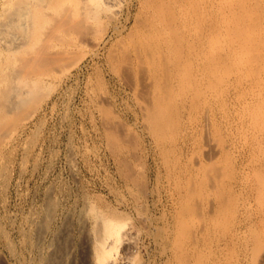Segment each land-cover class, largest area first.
I'll return each instance as SVG.
<instances>
[{
  "label": "bare ground",
  "instance_id": "obj_1",
  "mask_svg": "<svg viewBox=\"0 0 264 264\" xmlns=\"http://www.w3.org/2000/svg\"><path fill=\"white\" fill-rule=\"evenodd\" d=\"M127 1L0 0V123L7 120L11 111L42 100L39 97L44 86L42 74L47 72L45 70L49 69L53 60L51 56L46 55L47 60L42 56L45 57L44 54L48 53L52 54L53 58L59 56L52 50L46 53L44 46L49 50L46 39L56 38L62 32L68 34L87 32L91 29L94 31L93 26L97 27V23L105 16H114L119 11L118 7ZM130 1L132 3V0ZM140 2L142 8L139 9H142V12L139 13L141 10L138 12L137 8V12L141 14L139 32L135 36L137 32L134 31L133 35L130 30L132 35L130 33L128 35L131 41L127 37L129 40L127 39L125 48H128L129 53H131L129 48H132L135 53L130 66L135 69L137 67L135 70L137 74L144 67L143 71L148 73V76L144 73L142 75L148 77L149 84L150 81L153 84L152 100L155 99L153 101L156 105L152 104L151 116L147 115V119L150 116V132L153 131L152 135H157L156 139L159 137V141L171 142L167 135L172 134L175 137L182 130L180 127L184 125L185 119L181 116H188L186 118L195 120L193 121L195 123L207 120L208 131L205 132L207 135L201 133V137L205 136V139L202 138L204 143L201 144V152L196 151L198 153L195 154L198 155L192 159V165L184 164L189 166L185 167L186 170L179 169L178 162L181 160L175 161L176 163L169 161L174 171L168 173L170 170L168 169L165 178L169 180L167 182L171 184L170 186L173 185L170 198L177 203V207L175 206L177 209L175 213L172 212L171 217L167 214L158 216L147 206L146 179H140L136 175L127 159L126 162L123 161L125 164L122 159L120 162L128 166L124 167L127 170L122 169L121 174L132 187L131 190L128 189L130 197L117 194L116 203L110 204V201L107 204L109 201L107 200L105 206L96 205L99 202L95 201V204L86 197L76 211V220H72V209L69 207L67 214H64L63 222L60 225L57 223L58 226L53 229V233L51 232L53 234L51 239L44 244V235L51 226L55 213L54 203L52 205L48 200L47 205L43 206L45 217L41 220L39 217V222L36 221L37 228L35 227L32 242L40 257L38 264L54 261L57 264L71 263L68 262L71 258L67 255L71 247L68 245L74 242L71 240L73 235L70 232L75 221L79 237L82 238L85 247L86 257L84 254L82 257H85L87 264H150L148 261L141 262V258L138 259L139 263L134 262V256L138 254L136 253L138 243L143 234L157 243L167 261L173 260L175 264H223L224 260L226 262V258H223L226 253L224 248L231 240L228 233L232 225L226 224L230 221L231 223L239 221H237L239 210H245V214L251 209L254 210L252 216L245 215L242 222L250 223L247 224L248 228H255L258 225L261 231L264 229V0H140ZM134 16L139 15L136 13ZM132 36L137 40H132ZM90 37V35L87 37V41L92 42L93 37ZM84 39L86 41V38ZM45 41L47 45L43 44ZM51 41L52 39L49 40ZM120 44L124 46V43L120 42L116 45ZM126 44L132 47H126ZM136 46L139 47L138 51ZM119 48L123 54L122 47ZM121 56L119 58L117 56L116 60H125V57ZM49 57L51 59L48 60ZM128 57L125 61L129 63L132 58L131 55ZM112 58L111 61L114 63ZM58 59L54 60L57 62ZM49 61L50 63H47L49 67L42 69L41 67ZM123 62L122 65L129 67L130 63L126 65ZM116 67L120 68L121 64L113 68ZM127 67L126 69H129ZM132 70L129 71L133 75ZM49 71L50 75L53 74L51 69ZM180 117L184 119L181 126ZM186 127L182 126L184 130H188ZM187 132L190 133L189 131L184 133ZM197 136L194 137L195 140ZM109 140L111 141V138ZM118 140L116 144L120 143ZM121 145L118 144L119 147ZM114 149L118 150L115 147ZM210 152L215 154V158L218 156V160L215 159L217 161L211 160L214 163L203 157ZM244 164L250 166V171L242 168ZM142 167L145 168L142 165L141 169ZM141 172L138 174H143ZM132 210H136V217L133 216ZM2 229L1 231H6ZM235 230L232 232H236ZM233 235L236 237L237 232ZM257 235L251 241L245 240L246 242L240 243L244 245L245 250L251 246L249 248L253 254L252 258L259 256L263 262L264 230L262 234ZM7 244L11 246L14 242ZM50 246L52 249H48ZM14 251L11 249V252ZM214 254L218 255V258ZM213 256L216 260L214 263Z\"/></svg>",
  "mask_w": 264,
  "mask_h": 264
},
{
  "label": "rangeland",
  "instance_id": "obj_2",
  "mask_svg": "<svg viewBox=\"0 0 264 264\" xmlns=\"http://www.w3.org/2000/svg\"><path fill=\"white\" fill-rule=\"evenodd\" d=\"M129 1L123 2L122 6L118 7L119 11L116 13L117 15L114 14V19L113 15H110L113 16L112 18L105 16L108 20L104 17L101 22L97 23L99 26L102 25V28L97 25L99 29L93 26L94 31L91 29L87 32H70L68 34L62 32L56 38L50 37L51 42H49L50 38L49 40L46 39L48 45L46 41L43 44L49 46V50L41 44L44 46L46 53L50 50L55 51L56 54H59L60 59L58 57L53 58L52 54L49 55L50 53L44 54L45 57L42 56L43 58H46V55L51 56L53 59L51 60L53 64L51 63L50 67L47 65L50 61L41 67L42 69L49 67L53 72L50 75L51 71L48 72L49 69H44L48 73L41 70L44 72L42 74V85L44 86L41 88L43 92L40 91L41 95H44L43 97L39 96L42 100L11 111L7 120L0 123V222L6 230L1 231L2 227H0V264H38L40 257L37 250L32 246V242L39 217L40 220L45 217L44 207L47 205L48 200H50L49 203H54L53 210L55 213L51 226L48 227L49 229L47 228L46 233L44 232L45 235L43 233L45 237L44 239L42 237L44 244L51 239L53 229L63 222L64 214H67L69 207L70 210L72 209V220H76V211L86 197L91 201L93 200L95 204L99 202L96 204L99 206H105L107 200H109L107 204L110 201V204L116 203L117 194L120 193L130 197L129 190L132 187L121 174L122 169L127 170L124 167L128 166L123 165V161L126 162V159L134 172L137 173L135 174L140 179H146L145 186L148 187L147 206L155 214H158V216L167 214L171 217V214L175 213L177 209H175V206L177 207L176 201L174 202L170 198L173 185L170 186L171 184L167 182L169 180L165 178L166 172L170 169L168 173H171L170 171L173 169L170 166L175 161H182L178 162L180 170H186L189 167L184 164L192 165L193 160L198 155L195 153L199 152L201 144L204 143L202 140L205 139V136L201 137V135H205V132L208 131L207 120L195 123L193 122L195 120L187 119L188 116H181L185 120L180 117L179 126L184 122L182 126L186 127L191 121L194 125L191 122L186 127L188 130H184L181 126L180 129L182 130L175 137L168 134V140L171 139V142L170 140L168 142L159 141V137L156 139L157 135H152L154 133L152 130V133L150 132L149 118L151 111H153L151 106L156 103L153 101L155 99L152 100L154 98L152 94L153 84L151 81L150 84L147 82L149 81L146 77L148 73H144L142 64H139L140 67H143L142 70L140 69L142 73H140V70L138 71L140 76L135 71L137 67L135 69L130 66L135 53L132 48H129L131 53H129L128 48H125V43L131 38L128 33L132 35L131 32H133V35H135L134 31H136L135 36H137L139 32L138 27L141 18L139 13L142 12V9L139 8H142V4H140V0H132V3L130 1L132 5ZM137 10L138 12L141 11L138 13ZM127 13L131 14H128V16ZM136 13L139 16H134ZM110 19H112V22ZM134 19L138 20L135 21ZM84 35L86 37H83ZM89 35L90 38L93 37L95 43L92 39V42L87 41ZM123 36H125L124 39ZM135 36H132V40H135ZM84 38H86V41ZM121 39L125 42H122ZM88 40L90 39L88 38ZM119 42L124 43V46H121L122 44L120 46L116 45ZM127 46L132 47L126 44ZM119 47H122L123 54ZM136 47L138 51L139 47ZM123 49L127 50L128 53L124 52ZM128 55H131L132 58V61H129L130 64L125 61L128 60ZM117 56L118 58L120 56L121 58L125 57V60H121L122 62L124 60L123 64H129V67L126 66L129 69L122 65L120 59L116 60L118 59ZM111 57H113L114 63L111 61ZM51 58L49 57L48 60ZM56 58L58 59L57 62L55 61ZM118 63L121 64L120 68L116 67L119 70L113 68L116 65L120 66ZM111 64H115V66L112 67ZM129 70L133 71V75ZM145 72H147L146 69ZM143 73L146 76L142 75ZM147 115H150L148 119ZM176 124L175 127L178 129ZM185 131L190 133L185 134ZM196 135H200V137L197 136L195 140ZM109 138H111V141L114 140L113 143ZM117 140L120 143L117 142L116 144ZM161 142H164V145L168 144L165 146L166 148L163 144H160ZM112 144L117 145V147L110 146ZM118 144H122L121 147ZM193 144H195L194 148ZM195 148L196 150H194ZM210 153L203 155L205 159L208 158L209 162L218 158L217 155V158H215V154ZM212 156L213 159H211ZM121 159L123 163L120 162ZM169 161L172 163L170 164ZM166 162H169L170 165ZM165 164L166 167L170 168L164 167ZM142 165L145 167L144 169L143 167L141 169ZM242 168L247 171L251 169L246 164ZM159 171L160 173H158ZM138 172L146 174V177L143 174L140 175L144 177L140 176ZM158 196L160 197L158 198ZM55 201L60 204L57 202V205ZM73 203L75 206H73ZM239 211L237 213V221H239L237 223H231L230 221L231 224H226L227 226L232 225L229 230L233 234L237 232V235L235 237L230 232L228 233V238L231 237V240L225 245L224 252L226 253H224L225 257L223 256V258H226V262L223 259V264H226L227 261L229 264H264V261L262 262L258 258L259 256L258 259L255 258L256 260L252 258L253 254L249 248L251 246L246 249L247 253L245 247H243L244 245L240 243L245 240L251 241L257 234H262L264 227L262 226V231L258 225H254L255 228H248L250 223L242 222V218L249 214V217L252 216L254 210L251 209L247 214L244 213L245 210L243 209ZM132 214L136 217V210H132ZM33 217H35L34 221ZM255 221H257V217ZM73 224L70 233L73 235L71 240L72 242L74 240V242H70L71 244L68 245L71 247H69L70 252L67 255L70 256L71 261L68 260L69 258L67 260L71 262L70 264H84L85 261L87 264L85 247H83V240L78 234L77 222L75 221ZM247 224L249 225L247 226ZM234 229H236V232H232ZM243 237L246 239H242ZM79 238H81V241ZM238 240L240 241L238 242ZM139 241L142 243H138V251H136L138 254H135L136 257L134 256L135 263H139L138 259L141 258V262L148 261L150 264H153V262L154 264H167L168 262V264H175L173 260L167 261L157 243L148 236L146 238L145 234ZM13 242L15 246L12 244ZM7 243L12 245L8 246ZM81 245L82 249L84 248L83 251ZM15 248L16 251H14ZM49 248L52 249L51 246ZM154 248L157 250H154ZM11 249L14 252H11ZM262 249H264V245H262ZM82 254L85 257H82ZM215 257L218 258V255H215ZM212 261V263L216 262L214 256ZM54 262L47 264H57L56 261Z\"/></svg>",
  "mask_w": 264,
  "mask_h": 264
}]
</instances>
